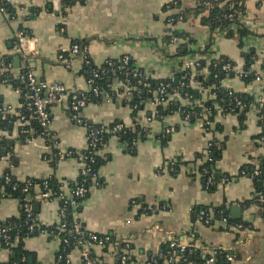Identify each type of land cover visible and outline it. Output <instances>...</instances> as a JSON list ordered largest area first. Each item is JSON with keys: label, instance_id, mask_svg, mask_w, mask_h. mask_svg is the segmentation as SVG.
<instances>
[{"label": "crops", "instance_id": "crops-1", "mask_svg": "<svg viewBox=\"0 0 264 264\" xmlns=\"http://www.w3.org/2000/svg\"><path fill=\"white\" fill-rule=\"evenodd\" d=\"M1 1L11 5L13 13L0 9V60L12 56L14 66L19 58L18 69L27 66L39 81L62 84L70 91L89 89L81 55L69 57V64L60 61L61 56L70 55L74 41L87 42L88 56L98 67L128 57L147 79L155 81L182 72L184 60L194 64V69L200 61L209 66L218 59H225L242 73L249 68L255 76L251 83L237 75L224 76L222 82V87L253 99L243 123L237 115L224 116L221 111L209 129L200 120H185L179 112L159 120L149 102L134 117L125 100L117 97L83 109L82 119L91 124L120 123L140 133L132 147L115 137L104 143L99 152L107 158L98 172L101 185L91 190L78 217L88 232L110 240L112 246L105 249L90 247L103 264H116L113 252L118 247L145 261L169 246L171 240L233 250L234 264H264V202L254 203L252 180L240 176L242 168L258 166L264 159V144L259 141L264 131V1L245 3L240 22L251 35L243 46L238 36L230 38L226 32H212L204 25L207 13L170 24L176 11L165 8L173 0H83L72 7L66 6V0ZM198 1L180 0L185 10L196 9ZM32 9L40 12L33 14ZM19 33L24 37L19 39ZM173 38L177 39L175 44ZM180 50L184 56L179 55ZM203 73L207 75V69ZM191 87L199 90L195 80ZM209 94L198 91L195 96L212 99ZM171 99L182 106L190 105L189 99L178 94ZM20 101L16 89L0 84V103L15 110ZM50 116L54 148L42 137L24 140L18 124L8 129L0 126V146L5 144L11 151L0 160V177L9 170L21 182L43 181L53 175L65 182L78 179L82 168L78 159L67 157L54 170L47 156H53L55 149L61 154L83 151L87 129L72 120L67 102L51 108ZM171 127L175 132L167 134ZM212 142L222 147L215 165L217 174L232 178L215 191L207 190L212 179L206 186L203 170L210 160ZM40 193L36 186L37 200ZM38 205L41 224L58 222L59 201L40 200ZM218 207L227 208L229 220L234 225L243 224L245 229L241 233L227 231L226 224L217 219L209 225L193 221L194 208L210 214ZM21 209L18 200H1L0 223L18 217ZM60 247V238L51 235L26 239L28 264H55ZM12 258L13 254L0 248V264ZM69 258L71 264H82L79 250Z\"/></svg>", "mask_w": 264, "mask_h": 264}, {"label": "trees", "instance_id": "trees-1", "mask_svg": "<svg viewBox=\"0 0 264 264\" xmlns=\"http://www.w3.org/2000/svg\"><path fill=\"white\" fill-rule=\"evenodd\" d=\"M247 0H199L196 9L185 10L182 9L180 0H173L166 8L165 11L175 10L176 14L171 16L169 19L170 24H177L187 21L190 17L198 16L202 13H207V16L203 18L202 22L204 25L209 27L212 32L220 31L226 32L227 36L232 38L238 36L241 45L243 46V41L251 35L248 29H246L240 22V16H244L246 12L245 3ZM264 1V0H260ZM77 2L84 3L83 0H66V6L72 7ZM0 6L3 9H6V12L12 14L13 7L6 2L1 1ZM33 14L40 12L39 9H32ZM235 28L236 30H232ZM73 44L79 45L81 47H86L87 42H77L74 41ZM184 52L180 50L179 55L184 56ZM128 57H122L117 60H109L104 65L98 67L90 59L91 63L83 67V75L87 80L93 81V88H97L103 93L109 94L113 99H116L115 91L113 90L114 82L116 80L127 83L131 88L136 90H131V100H125V103L132 109L133 116L142 111L147 102L153 100L157 93L162 88L167 90V93L170 95L178 94L183 98L189 99V106H182L181 104H176L172 100L168 101L166 106H159L156 108V117L159 120L164 119L174 113H180V115L186 119L189 117V122L200 120L203 124V127L209 129L211 124L214 122L216 115L221 111L225 115H237L240 119V122L243 123L246 118V114L249 112L251 105L254 103L253 99L247 95L239 94L231 89H226L222 87V82L224 76H236V72L230 71L225 72L223 69L226 65L229 64L225 59L213 60L209 66L204 64V62H199L194 70H182V72L177 73L173 78L167 80H149L147 79L141 71L138 70L135 63L132 59L129 58L128 62H125V59ZM13 66V57H4L0 60V84H6L12 86L17 91H20L21 103L23 105L20 109L22 116L26 118H31L32 111L28 110L26 100L24 99V94L26 93L25 86L20 82L18 76H15L11 73ZM22 75L26 74L30 69L22 67ZM137 69L139 77H135L132 73L133 70ZM208 71L207 75H204L203 71ZM249 69V68H248ZM248 69L243 72L240 76L245 83H251L255 80L254 74L250 73ZM96 73L97 76L94 74ZM194 75V76H193ZM238 76V75H237ZM142 79V84H139L138 81ZM195 80L199 84V92L204 93L206 90L209 95L212 96V99L203 100V98H196L195 94L198 92L193 87H191V82ZM91 96V94H90ZM202 96V94H201ZM240 100L245 105V108L241 111L239 108H236V101ZM102 98H92L91 103H102ZM5 107L0 103V126L4 129H8L10 126H13L18 120L17 117L9 116L6 120L2 119V112ZM30 121V120H29ZM83 123L86 124L89 130L97 129L103 130L102 125L91 124L86 120H83ZM117 124L114 123L110 127H115ZM27 130L33 129V134H22L24 140L31 138L42 137L46 139L49 145L53 146L56 144V140L52 136H43V129L41 126L34 120L30 121V126H27ZM138 133L140 130L132 131L126 127L118 134H109L102 132L100 134V141H98L95 147L91 146L87 150L83 151H70L72 158H77L78 155H82L86 159L87 176L79 175L78 179L75 182H65L57 179L55 175L51 176L47 180L39 181L34 179L26 180L25 182L18 181L11 171H7L3 176L0 177V201L3 199H14L18 200L21 204V213L18 217L11 218L4 223H0V229L7 230V235L11 237L12 242L15 237L21 239L19 245L11 250V254L14 255V258L7 264H28V258L30 257L29 253L24 249V243L26 239L40 235V231L53 232L54 234L59 235L61 238V247L60 251L57 253L56 258L62 256V260L59 264H67V259L71 253L78 248V240L80 239L74 232V211L73 209L66 204L65 200L60 201V207L65 209V217L62 219V224L66 226V231L60 233L58 230L57 224L52 226H46L41 224L37 219V213H35V205L38 204V201L35 194L34 188L37 186L40 188L41 193L51 192L55 195H59L62 192L64 184L67 185V188L74 192L77 189L84 188L87 190V193L83 198H78L74 196V199L78 203L79 207L76 209V213L80 214L86 200L91 194V190L95 186H100L101 182L99 179V169L104 165L107 158L99 155V152L104 147V143L111 137L118 138L120 142L129 145L130 147L134 146L133 143L138 139ZM264 138V131L259 136ZM217 142H212L209 148V157L210 160L207 162L203 170L206 171L204 174L205 185L209 181V178L212 179V184L207 186V190L215 191L217 186L222 183L223 179L231 180L232 178L228 175H218L215 169L216 162L220 159L222 155V147ZM133 150V149H132ZM11 151L8 147L3 144L0 146V160L10 154ZM51 157V158H50ZM48 160H51V165L54 170H56L57 164L60 161L59 152L55 149L53 156H47ZM96 175V182L93 180V177ZM240 176H246L250 178L253 182L255 189L254 203L262 205L264 202V159L259 162L258 166H245L240 172ZM8 179V180H7ZM29 188V197L32 199L33 206V215L31 217L25 212L24 205L26 203L27 194L23 193L25 188ZM40 193V194H41ZM51 197L49 200H53ZM43 201V200H41ZM249 203V202H248ZM247 203V204H248ZM250 204V203H249ZM205 211L209 213L206 209L194 208L192 211V218L195 222L198 219L199 214ZM213 214L217 220H222V218L227 219V226H233L234 224L229 220L228 211L225 207H218L213 209ZM78 222L81 220L78 218ZM82 223V222H81ZM35 225L34 231L31 232L30 227ZM237 225V224H236ZM243 225V224H241ZM85 226V225H84ZM244 226V225H243ZM86 228V227H85ZM245 228V226H244ZM85 231H87L85 229ZM88 232H85L83 239L87 240ZM110 242V240H109ZM179 242V241H178ZM198 242H191L192 245H195ZM5 242L2 243L5 246ZM109 244V243H108ZM216 251V261L218 264H225V255L230 252L235 255V251H230L223 248H212ZM168 246L162 249L164 254L168 253ZM26 258L27 262L22 263V258ZM94 257V256H93ZM210 256L206 254L202 249L195 248L192 246L188 248L187 251L183 254V259L181 264H206ZM118 256L116 257V264H118Z\"/></svg>", "mask_w": 264, "mask_h": 264}, {"label": "built area", "instance_id": "built-area-1", "mask_svg": "<svg viewBox=\"0 0 264 264\" xmlns=\"http://www.w3.org/2000/svg\"><path fill=\"white\" fill-rule=\"evenodd\" d=\"M1 10H4L0 6ZM19 39L24 37V33L18 34ZM177 42L176 38H173L172 44H175ZM80 56L83 59V62L85 65L90 64V57L88 56L87 47H81L79 45H73L70 51V55L65 57L61 56L60 61L63 64H69V57L72 56ZM129 58L125 59V62H128ZM194 70V64L187 62L184 60L183 70ZM22 69H12L11 73L18 76L20 79V82L25 86L26 93L24 94V99L26 100L27 108L28 110L32 111L31 118H26L22 116L20 109L23 105H20L18 109H12V108H6L2 112V119L6 120L9 116L11 117H17L18 120L15 124L20 125L21 129V135L22 134H33L34 130L30 129L27 130V126H30V121L34 120L36 121L41 128L43 129V136H52L51 132V116H50V109L58 106L64 102L68 103V110L71 115V118L74 122L84 126L87 129V146L84 150H87L89 147L93 146L95 147L96 143L100 141V134L102 132H106L109 134H118L122 129L123 125L117 124L115 127L110 126H103V130H97L92 129L89 130L86 126V124L83 123V119L81 116L82 110L85 109L89 104H91L92 98H102V100H111V96L109 94L103 93L102 91L98 90L97 88H93V81L87 80L88 83V92H77V91H70L66 86L58 83H50V82H41L39 81L34 73L29 70L26 74L22 75ZM225 72H236L238 76H241L243 73L238 70L233 64L229 63L226 65L223 69ZM135 77H139L137 69L133 70L132 72ZM96 76L97 74L94 73ZM139 84H142V79L138 81ZM193 84V81L191 82V86ZM115 90L116 97L118 99H124L127 101L131 100V88L127 83L116 80L114 82L113 86ZM136 90V89H133ZM20 93V91H18ZM21 94V93H20ZM91 94V96H90ZM172 95L167 93V90L165 88H162L159 93H157V96L150 100L149 103L153 108H157L159 106H166L168 104L169 100H172ZM236 108H239L241 111L245 108V105L242 103V101L237 100L236 101ZM30 120V121H29ZM185 120H189V117H186ZM175 132V128H169L166 130L167 134H172ZM260 143L264 144V138L259 139ZM68 156H71V153L67 154H61L59 153L60 161L64 160ZM81 163V170L80 175L87 176L88 170H87V164L86 159L82 155H78L76 158ZM8 180V179H7ZM93 180L96 182L97 177L96 175L93 177ZM228 182V179H223L222 183ZM67 185L64 184V187L62 188V192L59 195H55L51 192H44L40 194L39 199L46 201L49 200L51 197H53L57 201L65 200L66 204H68L74 211V229L73 232L77 236H81L78 240V248L75 250H79L81 252V261L82 264H103L101 261H99L96 257H93L92 252L90 250V247L95 245L100 248H107L109 246H112L110 244L109 239L104 236H100L94 233H90L88 231H85V226L83 223L78 222V215L76 213V209L79 207L78 203L74 199L75 197L83 198L85 194L87 193V190L84 188H80L75 190L74 192H71L70 190L66 191ZM23 193L27 194L26 203L24 205L25 212L28 214L29 217L33 215V206L31 204L32 199L29 197V188H25L23 190ZM65 217V209L60 207L59 213H58V222L56 223L58 226V230L61 233H64L66 231V226L62 224V219ZM215 216L213 213H206L205 211H202L199 216L198 220L205 222L206 225L211 224L215 220ZM227 225V219L222 218L221 220ZM52 226V225H50ZM227 231L230 232H237L241 233L245 228L243 225H233V226H227ZM35 225L30 227L31 232L34 231ZM87 230V229H86ZM85 232H88L87 234V240L83 239V235ZM40 235H51L54 237H59V235L54 234L53 232H48L41 230ZM60 238V237H59ZM61 240V238H60ZM21 239L17 236L15 237L14 241L12 242V239L10 236L7 235V230L0 229V248L3 250H6L11 253V250L15 247H17L20 243ZM62 241V240H61ZM5 242V246L2 245V243ZM109 243V244H108ZM194 246L195 248L202 249L206 254H208L210 257L208 258L206 264H218L216 261V251L215 249H212V247L196 243L195 245H192L191 243H183L178 242L175 240H171L169 242L168 246V253L164 254L162 250L155 253L153 256H151L149 259L145 261H141L139 258H135L132 256V254L125 248L120 249L119 247L113 252L115 258L118 256V264H161V263H167V264H181L183 254L187 251L188 248H191ZM60 251V250H59ZM232 251V250H230ZM70 257V256H69ZM62 260V256L56 258V263L59 264V262ZM22 263H26L27 259L22 258ZM236 262V256L232 253L228 252L225 255V264H234ZM67 264H71L70 258L67 259ZM192 264V263H189Z\"/></svg>", "mask_w": 264, "mask_h": 264}, {"label": "water", "instance_id": "water-1", "mask_svg": "<svg viewBox=\"0 0 264 264\" xmlns=\"http://www.w3.org/2000/svg\"><path fill=\"white\" fill-rule=\"evenodd\" d=\"M20 67V60L19 58H16L15 59V62H14V68L15 69H18ZM236 211V210H235ZM35 212L38 213L39 212V205H35ZM14 256V255H13Z\"/></svg>", "mask_w": 264, "mask_h": 264}]
</instances>
